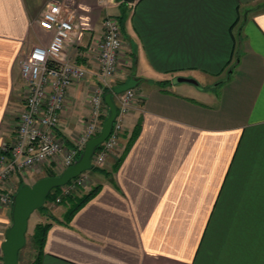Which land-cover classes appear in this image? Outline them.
I'll list each match as a JSON object with an SVG mask.
<instances>
[{
  "label": "crops",
  "instance_id": "crops-1",
  "mask_svg": "<svg viewBox=\"0 0 264 264\" xmlns=\"http://www.w3.org/2000/svg\"><path fill=\"white\" fill-rule=\"evenodd\" d=\"M52 2L86 26L79 47L64 49L88 67L60 113L65 140L90 115L93 39L107 14L124 15V46L104 91L116 105L124 90L114 88L131 80L137 98L114 153L76 195L95 193L70 215L67 200L30 214V235L49 226L27 264H264V0H0V144L22 108L19 59L51 38L39 19ZM47 171L39 163L12 186ZM10 223L0 207V264Z\"/></svg>",
  "mask_w": 264,
  "mask_h": 264
},
{
  "label": "built area",
  "instance_id": "built-area-1",
  "mask_svg": "<svg viewBox=\"0 0 264 264\" xmlns=\"http://www.w3.org/2000/svg\"><path fill=\"white\" fill-rule=\"evenodd\" d=\"M39 24L45 30L51 31L52 35L47 44L32 46L19 59L20 74L24 82L22 108L16 117L11 140L0 144L2 208H12L15 193L11 183L12 175L24 178L35 165L42 162L46 163L48 170L59 168L62 171L79 157L87 140L99 133L108 114V106L103 98L104 87L123 60L124 36L121 23L118 16L107 14L102 19L100 36L93 39L92 49L97 61L95 75L98 82L88 96L90 115L81 119L84 124L81 133L68 143L59 132L60 113L68 89L86 77L88 67L66 57L64 49L69 42L75 49L79 47L86 26L77 21L67 7L56 2L46 6ZM136 98L133 88L117 95V111L112 128L106 139L99 144L100 147L94 151L91 158L93 166L103 164L118 146L123 116ZM89 170L60 186L59 194L53 202L60 203L62 196L87 187L84 181Z\"/></svg>",
  "mask_w": 264,
  "mask_h": 264
},
{
  "label": "water",
  "instance_id": "water-1",
  "mask_svg": "<svg viewBox=\"0 0 264 264\" xmlns=\"http://www.w3.org/2000/svg\"><path fill=\"white\" fill-rule=\"evenodd\" d=\"M127 3H134L136 0H124ZM174 82H190L197 85V81L191 77L176 76ZM133 82L114 88L115 93L131 88ZM112 91L103 94L104 101L108 106V114L105 117L98 134L90 137L81 154L72 164L65 167L58 175H46L37 179L32 185H21L13 195L11 208V223L5 230V239L2 243L3 263L18 264V252L25 243V236L30 214L40 208L49 195L50 191L58 186H62L85 170L93 167L91 158L94 151L103 142L112 128V123L116 115V105L112 100Z\"/></svg>",
  "mask_w": 264,
  "mask_h": 264
},
{
  "label": "trees",
  "instance_id": "trees-1",
  "mask_svg": "<svg viewBox=\"0 0 264 264\" xmlns=\"http://www.w3.org/2000/svg\"><path fill=\"white\" fill-rule=\"evenodd\" d=\"M121 2L125 3V1H121ZM118 18H119L120 23L122 24L124 15L119 14ZM99 147L100 145H97L95 150H97ZM92 169L99 170V171L103 170V168H100L98 166H93ZM47 175H56V173L50 172ZM97 188L98 186H94L91 189H89L87 192L82 193L81 195H76V193L72 192V193L62 196L61 202L67 200L71 203L68 215H70L73 211H75L82 203L85 202L86 199L92 196L97 190ZM59 191H60V186L53 188L50 191L49 195L47 196L45 203L53 202L55 198L57 197V195L59 194ZM45 203L40 208H38V210L44 214L47 212V207ZM47 216L51 218V216L49 215ZM48 226H49L48 222H44V223L39 222V223H36V225L34 226L33 233L31 235V242H32L34 249H36V255H37L34 261H38V258L40 254L42 253L43 243H44L45 234H46V230ZM18 255H19V252H18Z\"/></svg>",
  "mask_w": 264,
  "mask_h": 264
},
{
  "label": "rangeland",
  "instance_id": "rangeland-1",
  "mask_svg": "<svg viewBox=\"0 0 264 264\" xmlns=\"http://www.w3.org/2000/svg\"><path fill=\"white\" fill-rule=\"evenodd\" d=\"M120 1H122V0H120ZM111 15H113V14H111ZM22 81H21V87H20V89H19V91L16 93V95L18 96V95H20V102H22V96H23V93H24V82H23V79H21ZM214 84V83H213ZM19 99V98H18ZM17 119V118H16ZM15 125H16V122L14 123V126H13V129L15 128ZM12 129V130H13ZM114 151L115 150H113L110 154H112V153H114ZM109 154V155H110ZM108 155V156H109ZM106 162H107V159L104 161V163L103 164H101V165H96V166H98V167H100V168H104V165L106 164ZM59 167V166H58ZM57 167V168H58ZM59 169V168H58ZM58 169H55L54 171H52V170H48L47 171V173L46 174H49L50 172H56V175H58V174H60V172H61V170H59L58 171ZM100 172L99 170H93V169H90L87 173V179L84 181L85 183H87V185L91 182V180H92V176H91V174L93 173V172ZM26 178H27V176H26ZM24 180V179H23ZM88 187V186H87ZM87 187H84V188H82L81 189V191H84L85 189H88ZM81 191H79V192H81ZM74 193H76V192H74ZM2 208V207H1ZM35 211H37V212H40L38 209L37 210H35ZM33 254V245H32V242H31V235H30V233L29 232H27L26 231V236H25V243H24V245H23V247L19 250V258H20V263L19 264H27L28 263V261L31 259V255Z\"/></svg>",
  "mask_w": 264,
  "mask_h": 264
}]
</instances>
